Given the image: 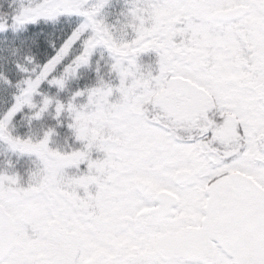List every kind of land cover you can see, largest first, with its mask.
Listing matches in <instances>:
<instances>
[{
    "label": "snow or ice",
    "instance_id": "6c2138e0",
    "mask_svg": "<svg viewBox=\"0 0 264 264\" xmlns=\"http://www.w3.org/2000/svg\"><path fill=\"white\" fill-rule=\"evenodd\" d=\"M0 264H264V0H0Z\"/></svg>",
    "mask_w": 264,
    "mask_h": 264
}]
</instances>
